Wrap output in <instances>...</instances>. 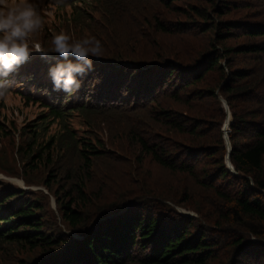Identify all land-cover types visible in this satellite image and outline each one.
<instances>
[{"label": "trees", "instance_id": "16d2710c", "mask_svg": "<svg viewBox=\"0 0 264 264\" xmlns=\"http://www.w3.org/2000/svg\"><path fill=\"white\" fill-rule=\"evenodd\" d=\"M77 1L83 3L84 0ZM96 1L103 7L106 0ZM243 2L247 4V0H207L205 4L210 11L200 7L196 9L198 20L163 19V22H158V27L164 33L180 29L210 32L214 28L217 38L236 36L239 39H254L251 42L239 43L231 49L223 47L218 50L213 46L188 65H183L174 55L171 60L150 64L148 71L127 70L124 74H115L116 77L104 75L107 80L99 91L103 96L105 87L111 84L116 94L107 92V97L101 102L120 104L130 100L149 109L150 118L158 128L156 142L152 143L149 136L136 141L140 152L157 165L173 173L189 175L195 174L203 164L211 168L212 171L207 172L199 169L202 175L206 173L200 179V184L212 191V197L208 198L210 204L206 219L215 225V230H210V233L217 235L219 240L206 238V227L196 219L181 216L169 206L155 202L158 206L155 213H142L134 208L113 217L114 211H98L96 221L93 220L94 226L90 228L80 221L83 220L81 210L86 203L90 204V199L79 187L76 195L64 191L59 204L56 203V207L61 209L62 222L77 235L82 232L87 234L79 244L75 239L66 238L55 221L43 219L41 202L32 192L0 181L1 245L16 247L20 244L29 251L41 247L42 253L51 249L42 256L39 264H209L219 257L217 246H225L231 241L230 231L245 228L254 238L264 240V75L253 67L236 66L237 56L264 61V41L255 40L264 38V11L261 16L225 18L239 12L245 4ZM76 5L72 7L71 14L76 25H81L86 9ZM263 7L264 4L250 8L259 10L257 8ZM196 22L201 25L197 26ZM215 71L218 74L216 85L205 86L209 92L194 88L199 86L206 74ZM140 73L146 77L139 76ZM14 74L19 75L20 72L17 70ZM31 78L28 76V79ZM86 79H80L84 83L78 93L80 98L85 96ZM189 88L192 90L189 91ZM210 98L214 100L216 110L202 105ZM220 98L226 102L231 116L229 159L238 174L236 176L225 166L227 150L221 128L227 114ZM166 99H170L176 107L163 104ZM86 103L83 102L78 109L86 111ZM52 114L61 118L65 113L53 111ZM26 131L31 132L33 137L37 134L27 128ZM81 147L84 148L85 144H81ZM33 148L22 143L19 155L30 156ZM83 148L79 149L80 158L84 165H89L86 156L93 153ZM50 149H37L27 167L31 162L32 169L52 165L49 170L52 179L58 174L59 166L49 156ZM27 175L32 174H23L30 185ZM95 196L98 194L95 193ZM106 213V216L112 215L113 218H101ZM224 225L229 227L225 228ZM233 234L231 246L237 250L235 257L243 253L246 259L253 262V259H249L253 253L264 258V241L242 243L245 235ZM17 264H27V261Z\"/></svg>", "mask_w": 264, "mask_h": 264}, {"label": "rangeland", "instance_id": "374dc122", "mask_svg": "<svg viewBox=\"0 0 264 264\" xmlns=\"http://www.w3.org/2000/svg\"><path fill=\"white\" fill-rule=\"evenodd\" d=\"M206 2L207 0H106L101 7L96 0H84L83 3L77 0H65L63 4H53L43 14V25L32 39L40 43L48 55L42 58L38 54H32L28 66L18 69L19 77L14 73L9 76L11 81L18 80L22 87L16 89L13 94L0 98V127L3 128L0 129V181H9L14 187L32 192L41 202L43 219L55 221L57 228L66 238L75 239L79 244L86 239L85 232L77 235L62 222L61 209L56 207L64 191L76 195L80 187L90 199V204L86 203L81 210L83 220L80 221L90 228L94 226L98 211H114V214L111 213L113 217L125 214L134 208L142 213H155L158 208L155 204L157 203L169 206L181 216L196 219L206 227V238L219 240L217 235L210 233V230H215V225L206 219L210 204L208 198L212 197V191L200 184V179L206 175L207 170L212 171L211 168L203 164L199 167L205 171L203 175L199 169H196L195 174L189 175L183 172L173 173L157 165L140 152L136 141L138 138L149 136L152 143L156 142L155 133L158 128L150 118L149 109L130 100L120 104L101 102L107 97V92L116 94L111 84L105 87L103 96L99 94L100 87L107 80L104 75L111 74L116 77L118 73L124 74L128 72L127 70L148 71L151 68L150 64L171 60L174 55L183 65H188L213 46L218 50L223 47L231 49L239 43L254 40L239 39L233 34V37L228 39L222 36L217 38L214 28L210 32L180 29L164 33L158 27V22H163V19L198 20L196 9L200 7L210 11ZM44 3H49V0H44ZM243 3L245 4L239 12L225 18L262 15L264 7L257 8L259 10L250 7L264 4V0H247V4ZM76 4L86 9L81 25H76L71 14L72 7L77 6ZM209 14L211 15V12ZM196 23L197 26L201 25L200 22ZM60 32L68 34L73 40L94 36L100 40L104 48L103 55L99 58L90 57L95 67L84 76L87 78L84 87L86 91L83 93L86 98L85 96L72 98L70 102L64 103L63 107H61L62 96L56 97V94L49 93L50 91L46 93V90L41 92L39 88L41 84L48 82L53 89L48 77V69L53 64V57L56 56L51 37ZM255 40L261 42L264 38ZM236 58V66L253 67L260 75H264V61L252 57L241 59L237 56ZM69 59L75 62L73 57L70 56ZM222 65L224 66L225 63L222 62ZM102 72L104 74L101 76ZM29 75L32 76L31 79H28ZM139 76L146 77L143 73ZM217 80V71L208 73L198 84L199 86L194 88L209 92L210 90L205 86H215ZM78 90L80 91V88ZM191 90L192 88H189V91ZM72 94L75 96V92ZM164 101L163 104L166 103L170 108L176 107L170 99ZM219 101L225 109L223 99L220 98ZM81 102L86 103V111L76 110ZM213 102L214 100L210 98L202 102V105L216 110ZM51 109L56 112L62 110L65 114L57 118L52 114ZM26 128L36 132L35 137L31 132L28 133ZM223 134L222 131V138ZM22 143L34 147L31 151L32 155H19ZM81 144H85V147H81ZM47 147H51L48 154L59 166L58 174L52 179L49 175L52 165L32 169L31 162L30 167H27V164L34 159L37 149L44 151ZM82 148L93 153L86 156L89 165H84L80 158L79 149ZM30 173L31 176L27 175V179L31 182L29 185L23 174ZM95 193L98 196L94 197ZM106 215L107 213L101 218H113L112 215ZM233 233L245 235L242 243L264 241L254 238L245 228L230 231L228 234L232 237L231 241L225 246H217L219 257L209 264H244V262L264 264L262 255L252 253L249 259H253V262L246 259L243 253H238L235 257L237 250L231 246L235 236ZM42 250L41 247H35L29 251L20 244L10 247L0 243V264H17L19 261L39 264L42 256L51 251L49 249L47 253H42L40 252Z\"/></svg>", "mask_w": 264, "mask_h": 264}, {"label": "clouds", "instance_id": "9594fccd", "mask_svg": "<svg viewBox=\"0 0 264 264\" xmlns=\"http://www.w3.org/2000/svg\"><path fill=\"white\" fill-rule=\"evenodd\" d=\"M65 0H0V98L13 94L22 87L8 77L27 63L32 54L45 58L48 53L32 37L43 25V14L53 4ZM56 56L60 59L48 69L53 91L73 93L78 90L81 80L93 70L92 59L103 55L102 43L94 36L73 40L60 32L51 37ZM73 57L75 62L69 59Z\"/></svg>", "mask_w": 264, "mask_h": 264}, {"label": "water", "instance_id": "95a60500", "mask_svg": "<svg viewBox=\"0 0 264 264\" xmlns=\"http://www.w3.org/2000/svg\"><path fill=\"white\" fill-rule=\"evenodd\" d=\"M223 105L225 106V112H226V119H225V123H224V126L222 128V131L224 132L223 134V138L225 139V146H226V150H227V155H226V158H225V166H226V169L231 171L232 173L236 175H238L235 170L233 169V166L230 162V159H229V152L231 150V146H230V141H229V138H228V132H229V126L231 124V116H230V112H229V107L226 105V102L223 100Z\"/></svg>", "mask_w": 264, "mask_h": 264}]
</instances>
